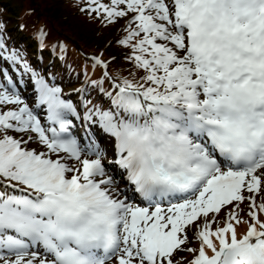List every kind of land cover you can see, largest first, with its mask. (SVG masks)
Instances as JSON below:
<instances>
[{
	"label": "snow or ice",
	"instance_id": "6c2138e0",
	"mask_svg": "<svg viewBox=\"0 0 264 264\" xmlns=\"http://www.w3.org/2000/svg\"><path fill=\"white\" fill-rule=\"evenodd\" d=\"M88 2L129 19L120 43L145 73L84 116L114 138L120 174L69 131L80 114L61 88L33 72L32 107L0 82V264H174L177 250L189 264H264V0ZM192 225L200 246L182 249Z\"/></svg>",
	"mask_w": 264,
	"mask_h": 264
},
{
	"label": "trees",
	"instance_id": "16d2710c",
	"mask_svg": "<svg viewBox=\"0 0 264 264\" xmlns=\"http://www.w3.org/2000/svg\"><path fill=\"white\" fill-rule=\"evenodd\" d=\"M83 14L72 0H0V26L15 40L25 42L27 54L37 52L40 31L45 41L46 60L61 44L71 47L67 51L70 68H62L60 62L56 63L60 78L72 86L82 78V67L86 63L83 54L102 50L106 57L112 58L111 69L115 75L132 82L139 81L140 78L130 76L125 68L130 53L128 47L120 43L121 33H117L123 22H97Z\"/></svg>",
	"mask_w": 264,
	"mask_h": 264
}]
</instances>
